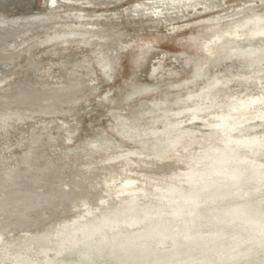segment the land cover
Instances as JSON below:
<instances>
[{"label":"bare ground","instance_id":"6f19581e","mask_svg":"<svg viewBox=\"0 0 264 264\" xmlns=\"http://www.w3.org/2000/svg\"><path fill=\"white\" fill-rule=\"evenodd\" d=\"M52 1L51 6L63 0ZM140 1L123 9L124 14L112 10L97 13L65 9L66 12L60 14L48 11L27 17L12 14L0 18V63L6 60L17 63L15 69L10 65L14 69L10 71L11 76L6 79L2 76L0 80V264H37L28 261V257L50 254L53 258L51 251L69 246L77 249L76 252H84L85 259L92 261L96 257L93 254L110 249L106 245L111 241L115 242L111 245L115 253L112 264H220L217 254L233 250L242 258L229 264H264V242H260L264 234L263 237L256 234L264 230V172L255 168L264 166L254 156L264 152V140L252 130L257 121L262 122L258 127L264 128V57L251 66L224 64L229 59L225 57L213 71L215 62L221 59H217L218 55L225 50L221 46L225 39L257 41L260 38L264 41V15L220 25L203 31L205 36L190 38L205 40L197 46L201 58L186 52L187 66L181 63L178 69L170 68L163 60L152 66L149 72L153 77L156 74L162 78L164 74L176 76L187 68L193 80L168 93H156L144 101L140 99L142 102L133 109L145 120V128L136 129L138 124L131 130L125 128L131 125L127 124L133 112L129 108L128 113L113 115L115 121L123 125L125 134L133 136L132 140L137 143L134 148H124L123 144L122 153L103 154L105 150L113 151L110 145L91 137L80 141L77 148L92 149L101 156L82 159L83 152L67 148L55 150L62 133H66L65 139L62 138L66 142L78 137L81 123L77 120L72 123V119L62 120L63 126H57L62 123L56 122H49L51 126H31L38 118L52 117L53 120V116L67 118L76 114L75 109L99 88L98 83L112 78L118 63L115 54L118 47L114 43L124 34L119 25L114 24L115 20L123 15V18L142 20L146 18L143 13L148 12L155 15L156 19L152 17V20L166 23L186 10L200 12L199 7L204 10L211 6L210 0ZM216 3L213 0L212 4ZM261 6L264 0H244L242 6L215 13L217 15L206 17L204 21L222 23ZM161 11L167 14L157 19ZM78 18L92 22L88 30L50 26L57 19ZM190 23L176 24L170 30L176 31ZM40 26L44 28L39 32L19 38L20 42L11 51L3 45L4 40L18 36L21 31ZM92 36L96 44H91ZM104 37H110L108 42L102 41ZM69 39H81L73 42L76 49L86 50L87 57L77 56L78 52L75 54L69 48L72 44V41L67 43ZM53 45L52 54L59 56L54 65L63 75L59 77L54 73L56 79L49 80L38 73L40 63L33 60V50L45 51ZM86 45L90 47L88 50ZM258 45L262 46V42ZM163 57L167 55L163 53ZM111 97L109 101L114 96ZM18 123L21 125L14 127ZM158 124L164 126L154 128ZM92 131L93 135L98 134ZM239 135L242 139H235ZM251 145H258L257 152ZM47 146L53 149L48 152ZM77 159L81 161L76 162ZM243 225L252 228L249 232L253 234L245 248L238 250L231 243L222 245L220 239L209 242ZM202 240L206 241L204 246L200 245ZM64 259L67 262L64 264H87L73 262L68 257Z\"/></svg>","mask_w":264,"mask_h":264},{"label":"rangeland","instance_id":"374dc122","mask_svg":"<svg viewBox=\"0 0 264 264\" xmlns=\"http://www.w3.org/2000/svg\"><path fill=\"white\" fill-rule=\"evenodd\" d=\"M135 1H140V0H85V1H83V0H81V1L63 0V1L56 2V4L51 6L50 3L53 2L52 0H11V1L10 0H1L0 1V18L2 16H6V15L11 16L12 14H14L13 16H16V17H24V16L27 17V16H30L32 13H37V12L38 13H46L48 11L58 12L60 14V12L61 13L66 12V11H64L65 9L88 10V11H96L97 13L112 10L113 12H116V13L121 12L124 14L123 9L131 8ZM216 1H217L216 4H212L213 0H210L211 6H209L207 9L203 10V7H199L197 9V11H200V12H195V10H186V11H184V14H179V16L177 18L173 19L172 21L166 22V23L165 22L158 23L155 20H152L153 18L156 19L155 15L148 13V12L143 13L144 14L143 16H146V18H143L142 20L141 19L138 20V18H134V20H133L131 16H130L131 18H129V19H127L126 16L123 18L124 15L121 18H119L120 20L119 19L115 20L114 24L116 23V26L118 24L119 25L118 28H119L120 32H123L124 34H122L123 36L121 35L118 39L121 42L117 40L114 43L116 45L115 47L116 48L118 47L117 48L118 50L115 48L117 50V51L115 50L116 53L114 52L118 56V60H117L118 63L116 66V70L114 69L115 72H114L112 78L110 80H107L106 82H105V80L102 81L103 82V83L101 82L102 84L99 82L98 83L99 88L94 93L87 96L84 99V101L75 109V111L73 113L77 112L76 114L68 116L67 118H61L58 116H53L54 119H57L56 121L54 119L52 120V117H50V119L49 118H45V119L44 118H38L35 121L31 120V121H33V123H31V126L32 125L36 126V125H41V124H45V126L46 125L51 126V125H49V122L50 123L52 122L51 124H54L55 122L56 123H62L60 125L58 124L57 126H63L64 121L69 122L72 119L70 122V123H72V122H75L77 120L78 124L81 123V125H79V128L81 130L78 131L79 132L77 134L78 137H75L73 139L76 141L75 144H74L73 140L67 141V142L65 140H63L66 137V133L63 134L61 132L63 135L61 134V136H60L61 140L59 141L60 143H59V145H57L59 148H57V146H55V150L56 151H58V150L62 151V150H65V148H67V150H72L76 153L77 152H83L81 155V156H83L82 159H91L90 157H92V156H94V157L95 156H101L99 154V152H96L92 149H86V150L82 151L81 148H77L78 145H80V143H81L80 141L83 142L85 140H89V138L92 139L93 137L97 138L96 141L100 142L101 144H105L107 142L110 145V148L113 150V151L105 150V151H103V154L104 153L108 154L111 152L122 153L124 151V149H123L124 145L123 144H125L124 148L125 147L129 148L130 146H131V148L136 147L137 143L134 142V140H132L133 136L125 134V132L123 131V129H124L123 125L120 123H117V121H115L113 115H116L119 112L120 113L122 112V114L128 113V111L130 109L133 112H132L131 116L129 117V123H127V124L131 123V125L132 126L134 125V126L132 127L131 125H127L129 128L127 126L125 128L131 130L137 124L138 125L135 127L136 129L139 126L141 129L145 128V125H146L145 120L138 117V113H139L138 111H134V109L140 104V102L146 100V98H149V97L151 98V95L156 94V93H159V94L160 93L161 94L166 93V92L168 93L170 90L184 86L193 80L192 79L193 75L191 72H189V69H187V68H186L187 70L185 69L184 72H181L176 76L167 77L164 74L163 76L165 79L162 78V76L160 74H158V75L156 74L158 77L156 75H155V77H153L149 72V71H151L150 69H152V66L155 63H157V61H159V60H163V62H165L164 64H166V66H169L170 68H173L175 66L176 68L175 67L174 68L178 69V68H180L181 63H182V65L187 66V64L189 63L187 53H191V55L196 56L195 58H201L202 57L201 50L199 48H197V46L199 45V43L202 44L205 40L202 37V39L197 40L198 41L197 42V41L190 40V38H200L201 36H205L203 31L214 29L220 25H226L230 22H240L242 19L244 20V19H248L250 17L252 18V17L259 16V15H264V6H261L254 11L236 16V17L231 18L225 22L223 21L222 23L221 22H218V24L206 23L204 21V20H206V17L215 16L217 14H222L225 11H230L229 9H231V8L242 6L243 2H244V0L243 1L240 0L241 2L238 0H225L226 2H224V0H221V2H220V0H216ZM258 3H260V2H258ZM27 4L29 5V8H28ZM219 5H220V7H219ZM58 13H56V14H58ZM215 13H217V14H215ZM166 14H167V12L161 11L159 13L160 17L158 16L157 19L164 18ZM180 15L181 16L184 15V16L181 17ZM198 18H200V19H198ZM202 18H205V19H202ZM59 20L60 19H57L56 21H54L52 23L53 25L51 24L50 26L53 28H58V27L70 28L72 26V27H74V29H76V30L79 29V31L84 32V31L88 30L86 28L92 24L91 21H90L91 22L90 23L88 20H84V19L79 20V18H78V20L77 19L76 20H69V19L60 20V22H59ZM187 22H191V23L188 24L187 26H183L181 29H177L176 31L170 30V29H172V26H177L181 23L186 24ZM120 24H122V25H120ZM84 25H85V27H84ZM77 27H79V28H77ZM42 28H44V26L37 27L36 29L23 30L18 34V36L12 37L10 39H6L7 42L4 40L3 45L6 47L7 50L11 51L13 49V46L20 42L19 38H21L23 35L28 34L30 32H33V31L39 32ZM44 31H46V30H44ZM109 38L110 37H107V38L104 37V38H102V41L108 42ZM89 40H91L90 41L91 44H96L95 37L92 36L89 38ZM243 40L245 41L244 43H243ZM262 40L263 39H260V38L257 41L251 40V38H246V39H242V40H236V39H231V38L225 39L223 41V43L221 44V46H224L225 50H222V52L218 55L217 59H220V58L221 59L219 60V62H215L216 65L214 64L215 69H213V71L216 70V67H219V65H220L219 63L223 62L225 57H228L229 59H227L224 64L230 63L233 65H244V66H251V65L256 64L260 60V58L264 57V41H262ZM71 41H72V44L69 46V48L71 50H74V53L78 52L77 54L75 53L77 56L87 57L86 54L84 55V52H86V50L81 51L80 49L75 48L74 43L80 42L81 39H77V40L69 39L67 41V43H71ZM73 41H75V42H73ZM127 42H128V44H127ZM261 42H262V46H259L258 44ZM121 43H122V45H121ZM124 43H126L127 45ZM254 43H256V44H254ZM140 44L142 47L140 46ZM244 44H245V46H243ZM88 45H90V44H88ZM88 45H86L87 50H88V48H90ZM137 45H139L140 48H138L139 46L137 47ZM123 46L124 47L126 46V47L124 48ZM41 49L42 48H37V49L33 50V60H38L40 63V65H39L40 68L38 70V73H41L42 76L47 77L49 80H51V78L56 79L54 77L55 74L57 76L61 77L63 75V73H61V70L59 68H56L54 65L56 60L59 58L58 55L52 54L54 52L55 45L46 48L45 49L46 52L41 51ZM122 49H124V50H122ZM140 50H141V52H139ZM247 51L250 53L243 54L244 52H247ZM47 52L49 54H47ZM138 52L141 54L139 55ZM163 53H165L167 55V57H163V59H162ZM134 54H136V55L138 54V55L134 56ZM206 56H208V54H206ZM44 57L47 58V59L45 58L46 61H45ZM171 57H173V58L175 57L176 60H173V58H171ZM48 58H49V61L51 63L48 61ZM137 58H139V60ZM141 58H143V59H141ZM43 59L45 62L43 61ZM133 59L136 60V62ZM140 59L142 60V62H140L141 61ZM52 60H54V61H52ZM75 60H78V58ZM175 62H178L179 65H178V63H175ZM10 63H12V64H10ZM13 63H14L13 61L10 62L9 60L3 61L2 64L0 63V80H3L2 76H5L4 79H6V76H11L10 71L11 72L14 71V69L17 67V63L16 62L14 63L15 66L13 65ZM46 64H49V65H46ZM10 65L13 68L14 67L15 68L12 69L10 67ZM7 67L9 69V70L7 69L8 71H6ZM213 71H212V73H213ZM226 71L227 70H225V72ZM9 73H10V75H9ZM99 73H100V71L97 69V74L100 75ZM101 77L102 76L100 75V78ZM8 78L9 77H7V79ZM160 78H162V79H160ZM156 79H158V80H156ZM132 84H134V85H132ZM110 93H112V97L114 96L113 97L114 99L111 97ZM94 95H95V97H94ZM145 96H147V97H145ZM109 97H111L113 100V102H112V100H110L112 102V105H111V102L108 100ZM132 97H133V99H132ZM142 97H143V99H142ZM95 99L97 102H94ZM101 99L103 100L102 101L103 104L101 103ZM106 99L110 103H108V101ZM136 99H137V101H136ZM140 99L142 101H140ZM104 100L107 101L106 106L104 105V104H106V102H104ZM114 100H115V102H114ZM99 103H101V104H99ZM115 107H116V110H115ZM85 109H86V111H85ZM119 109H120V111H119ZM125 109H126V111H125ZM85 112H88L89 114H87ZM111 112H114V114H112ZM108 114H110V115H108ZM111 114H112V116H111ZM97 116H99V118H97ZM103 116H104V118H103ZM77 118H79V119H77ZM96 118L98 121L99 120L100 121L98 122L96 120ZM105 118H106L108 123L106 122ZM62 120H64V121H62ZM94 120L97 122H95ZM97 123L99 124L98 125L99 128H97L98 126H96ZM193 123L196 124L198 122H193ZM260 123H262V122L257 121L256 127L253 128L252 130L254 132H256L255 134H257L258 136H261V140H264V128L258 127V125ZM141 124L142 125L145 124V125L142 126ZM14 125H16L14 127H18L19 125H21V123L20 124L19 123L14 124ZM89 126H90L91 130L89 129ZM163 126H164L163 124H158L154 128H162ZM25 127H26V125H24V127H21V129L24 130ZM98 129L100 131H97ZM92 130L95 131L94 134H96V133H98V134L93 135ZM253 131H251V134L254 133ZM84 132H86V133H84ZM89 134H90V136H89ZM2 135L4 136L6 134L4 133ZM86 135H88V136H86ZM107 137H109V138H107ZM241 137L239 135V137H235V139H237V138L242 139ZM76 138H78V139L76 140ZM79 138H81V140H79ZM211 139L214 140V138H211ZM207 140H209V139L207 138ZM68 142L70 143V145ZM252 142L258 143L257 141H252ZM61 144L62 145L64 144V145L61 146ZM246 146H244V148ZM257 146L258 145H251V148L256 149V148H258ZM46 149L48 152H50V150L53 148L51 146H47ZM1 152H3V154L5 153L3 150H1ZM254 152H257V149ZM85 153H88V155L87 154L84 155ZM237 155H239V154H237ZM254 156L257 157L256 160L259 161V163H261L264 166V152H260V153L257 152L254 154ZM80 161L81 160H78V159L76 160V162H80ZM140 163L144 164L142 161H140ZM133 165L135 166L136 163H133ZM252 168H254V167H250V169H252ZM255 168H257V171H259V172H264V167H255ZM63 185L66 186L65 184H63ZM63 185L61 184L62 187H63ZM63 188L66 189L67 187L66 188L63 187ZM262 189H264V185H263ZM246 191H248V190H246ZM129 209H126V211H128ZM241 229H243V230H241ZM244 229H245V231H244ZM251 229H250V227L243 225V226H240L239 229H237V230L232 229L233 233L228 234L225 237L222 236L218 239L212 238L209 240V242H211L212 240H218V241L221 240L220 244H222V243L227 244V245L234 244V245H236L238 250L243 249V248H245L246 243L249 240V238L253 236V234H250V232H249V230H251ZM261 231L263 232L262 234L260 231H259V233L256 232V234H258V236H260V237H263L264 230L262 229ZM234 236H235V239H234ZM105 239H106V236L103 240H105ZM204 241L202 240V242H200L201 246H204L203 244L206 242V241L205 242ZM112 242L113 241H111V244L106 245V247L110 246V249L108 248L104 251L102 250V252L100 251L96 254H93V257L94 256H96V257H94L92 259V261L85 259L86 255H84V252L83 253L82 252H76L77 249H73V248L71 249L70 246L67 247L66 249L62 248V249H58L57 251H54V250L51 251V253H53V255H54L53 258L50 254H45V255H34V254H32L30 257H28V261H33V262H36L37 264H39V263L40 264L41 263L64 264V263H67L66 261H64L65 260L64 258L68 257V258H72L73 262H77V263L86 262L87 264L88 263H90V264H93V263L94 264H112V260L114 261V258H115V253L113 252V250H112L113 248L111 247V245H113L115 242L114 243H112ZM260 242L261 243L264 242V238H261ZM200 245H198L199 249H200ZM55 253H56V255H55ZM183 253L185 254V252H183ZM183 253L181 254V257L183 256ZM222 253L224 256L222 255ZM217 255H218L217 256L218 259L221 258L220 264H229V263H231V261H235V260H238L239 258H242L241 255L240 254L238 255V253H235L234 250L232 252L223 251V252H220V254L218 253ZM89 257H90V255H89ZM243 260H245V259L243 258ZM243 260H241L240 262L244 263ZM49 262H51V263H49ZM69 264H71V262Z\"/></svg>","mask_w":264,"mask_h":264}]
</instances>
